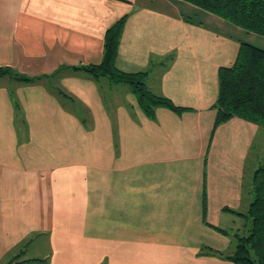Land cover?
Returning a JSON list of instances; mask_svg holds the SVG:
<instances>
[{"label": "crops", "instance_id": "1", "mask_svg": "<svg viewBox=\"0 0 264 264\" xmlns=\"http://www.w3.org/2000/svg\"><path fill=\"white\" fill-rule=\"evenodd\" d=\"M121 17L116 67L188 109L73 68ZM254 35L182 0H0V66L35 78L0 76V264H234L264 127L212 104Z\"/></svg>", "mask_w": 264, "mask_h": 264}, {"label": "trees", "instance_id": "2", "mask_svg": "<svg viewBox=\"0 0 264 264\" xmlns=\"http://www.w3.org/2000/svg\"><path fill=\"white\" fill-rule=\"evenodd\" d=\"M224 19L249 32L264 36V0H182ZM125 17H121L104 34L102 59L98 63L73 67L94 79L107 78L111 83H125L137 100L140 109L154 118L157 107L181 112L185 107L175 105L170 99L150 91L146 84V71L128 73L116 65V55L123 31ZM30 82L35 78L15 75L8 66H0V76ZM38 78V77H37ZM218 91L212 104L216 110L213 129L239 117L264 127V49L241 41L235 60L230 66H220L217 71ZM57 93L66 95L58 89ZM252 199L245 213L229 208L224 210L242 215L248 221L244 232H234L231 252L212 251L234 264H264V166L257 168L251 178ZM224 234L228 231L219 227Z\"/></svg>", "mask_w": 264, "mask_h": 264}, {"label": "rangeland", "instance_id": "3", "mask_svg": "<svg viewBox=\"0 0 264 264\" xmlns=\"http://www.w3.org/2000/svg\"><path fill=\"white\" fill-rule=\"evenodd\" d=\"M251 33H253V32H251ZM253 34H255V35H257V36H255L254 35V37L255 38H250V43H252V44H254L255 46H257V47H261V48H264V40H261V39H264V36H262V35H260V34H256V33H253ZM13 72L15 73V75H17V76H20L22 73L20 72V69H18V68H15L14 70H13ZM25 76H31V75H29V74H24ZM23 75V76H24ZM109 81V80H108ZM111 83V82H110ZM112 84H114V83H112ZM115 85H118V84H116L115 83ZM258 148H260L261 149V151H262V153H263V156H262V158H258V159H261L260 160V166H264V142L262 143V147H258V146H255L254 147V150L255 151H258ZM44 241V238H42V241L40 242V243H44L43 242ZM44 247H45V244H43V248H42V250H40V252H43V249H44ZM32 253H34L33 251H29L27 254L29 255V254H32ZM26 254V253H25ZM42 254V253H41ZM41 254H40V256H41ZM39 256V257H40Z\"/></svg>", "mask_w": 264, "mask_h": 264}]
</instances>
